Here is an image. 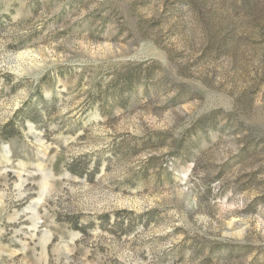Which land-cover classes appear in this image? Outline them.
Instances as JSON below:
<instances>
[{"label": "rangeland", "instance_id": "obj_1", "mask_svg": "<svg viewBox=\"0 0 264 264\" xmlns=\"http://www.w3.org/2000/svg\"><path fill=\"white\" fill-rule=\"evenodd\" d=\"M0 264H264V0H0Z\"/></svg>", "mask_w": 264, "mask_h": 264}]
</instances>
